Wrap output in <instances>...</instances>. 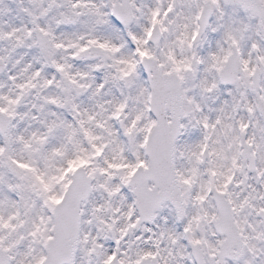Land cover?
I'll use <instances>...</instances> for the list:
<instances>
[{"label": "snow or ice", "instance_id": "1", "mask_svg": "<svg viewBox=\"0 0 264 264\" xmlns=\"http://www.w3.org/2000/svg\"><path fill=\"white\" fill-rule=\"evenodd\" d=\"M0 264H264V0H0Z\"/></svg>", "mask_w": 264, "mask_h": 264}]
</instances>
